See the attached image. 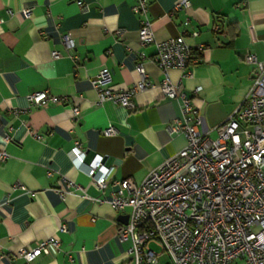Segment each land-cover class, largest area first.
<instances>
[{
    "label": "crops",
    "instance_id": "crops-1",
    "mask_svg": "<svg viewBox=\"0 0 264 264\" xmlns=\"http://www.w3.org/2000/svg\"><path fill=\"white\" fill-rule=\"evenodd\" d=\"M80 1L0 0V152L7 153L0 158V264H26L21 251L50 237L57 245L31 264H131L124 256L130 241L116 238L117 217L126 213L98 200L123 179L141 183L186 144L168 128L181 102L161 92L155 41L178 35L187 18L198 32L185 40L203 45L200 62L183 75L167 72L211 137L252 83L254 65L244 55L264 59V0H189L177 10L178 0H145L154 37L146 45L138 39L145 17L133 10L138 0ZM102 68L114 90L132 88L142 74L151 85L135 92L132 108L100 102L93 80ZM37 91L65 100L36 106L27 95ZM109 125L115 134L104 133ZM98 160L110 171L103 190L87 172ZM158 264H168L166 255Z\"/></svg>",
    "mask_w": 264,
    "mask_h": 264
},
{
    "label": "built area",
    "instance_id": "built-area-1",
    "mask_svg": "<svg viewBox=\"0 0 264 264\" xmlns=\"http://www.w3.org/2000/svg\"><path fill=\"white\" fill-rule=\"evenodd\" d=\"M190 4L178 0L173 10L187 9ZM133 10L145 15L138 28L140 44L154 41L146 1L138 0ZM29 12L23 10L26 17ZM188 26L187 18L178 35L155 41L153 57L165 75L160 83L162 94L181 102V115L168 128L185 136V146L163 159L141 183L123 179L107 198L98 201H107L128 215L127 222L118 225L116 238L130 241L124 256L131 264H158L162 254L168 264H264V59L251 52L244 55L254 70L242 104L215 127L214 137L201 133L200 114L191 97L179 90L180 81L173 82L167 72L173 68L183 75L187 67L200 62L203 45L186 42L187 34L198 33L190 32ZM63 40L67 49L73 47L69 35ZM110 82L111 72L100 69L93 80L98 100L110 99L126 108H132L136 91L151 85L144 74L132 88L114 90ZM27 98L36 106L65 100L48 91L30 93ZM79 113L78 107L72 109L74 117ZM104 133L112 135L116 129L109 125ZM6 156L0 152L1 159ZM87 172L98 189L108 186L110 171L103 169L100 160ZM56 245L57 240L50 237L20 254L31 264Z\"/></svg>",
    "mask_w": 264,
    "mask_h": 264
},
{
    "label": "water",
    "instance_id": "water-1",
    "mask_svg": "<svg viewBox=\"0 0 264 264\" xmlns=\"http://www.w3.org/2000/svg\"><path fill=\"white\" fill-rule=\"evenodd\" d=\"M117 220L122 223V224H125L127 222V215L126 214H120L118 217H117Z\"/></svg>",
    "mask_w": 264,
    "mask_h": 264
}]
</instances>
